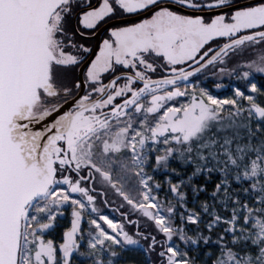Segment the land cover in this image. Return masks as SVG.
I'll list each match as a JSON object with an SVG mask.
<instances>
[{"label":"snow or ice","instance_id":"1","mask_svg":"<svg viewBox=\"0 0 264 264\" xmlns=\"http://www.w3.org/2000/svg\"><path fill=\"white\" fill-rule=\"evenodd\" d=\"M129 252L264 264V0H0V264Z\"/></svg>","mask_w":264,"mask_h":264},{"label":"rangeland","instance_id":"2","mask_svg":"<svg viewBox=\"0 0 264 264\" xmlns=\"http://www.w3.org/2000/svg\"><path fill=\"white\" fill-rule=\"evenodd\" d=\"M216 91V90H214ZM222 90H218V95H220L221 98H223L224 96L226 95H230V88H228L226 90V92L223 93V97H222V94H221ZM128 261H129V264H136L137 261H139L141 258L136 256L135 254H132V253H128V257H127Z\"/></svg>","mask_w":264,"mask_h":264},{"label":"flooded vegetation","instance_id":"3","mask_svg":"<svg viewBox=\"0 0 264 264\" xmlns=\"http://www.w3.org/2000/svg\"><path fill=\"white\" fill-rule=\"evenodd\" d=\"M259 81H260V77H259V75H257V82L259 83ZM225 83H229V82L228 81H225ZM208 87L209 88H212V85L211 84H208ZM227 89H228L227 87L221 89L222 90V92H221L222 97H223V93L226 92Z\"/></svg>","mask_w":264,"mask_h":264},{"label":"trees","instance_id":"4","mask_svg":"<svg viewBox=\"0 0 264 264\" xmlns=\"http://www.w3.org/2000/svg\"><path fill=\"white\" fill-rule=\"evenodd\" d=\"M130 253L135 254L136 256L140 257L136 252H130Z\"/></svg>","mask_w":264,"mask_h":264}]
</instances>
